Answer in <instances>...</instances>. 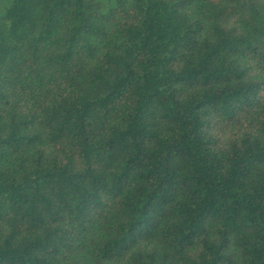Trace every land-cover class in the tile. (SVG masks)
I'll list each match as a JSON object with an SVG mask.
<instances>
[{
  "label": "trees",
  "instance_id": "obj_1",
  "mask_svg": "<svg viewBox=\"0 0 264 264\" xmlns=\"http://www.w3.org/2000/svg\"><path fill=\"white\" fill-rule=\"evenodd\" d=\"M0 264H264V0H0Z\"/></svg>",
  "mask_w": 264,
  "mask_h": 264
}]
</instances>
